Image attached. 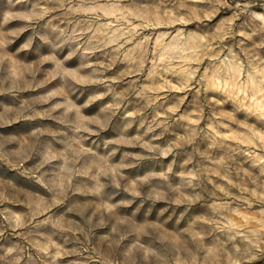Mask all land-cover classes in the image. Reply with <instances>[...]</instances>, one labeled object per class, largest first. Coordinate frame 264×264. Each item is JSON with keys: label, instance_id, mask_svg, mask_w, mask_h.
I'll use <instances>...</instances> for the list:
<instances>
[{"label": "rangeland", "instance_id": "obj_1", "mask_svg": "<svg viewBox=\"0 0 264 264\" xmlns=\"http://www.w3.org/2000/svg\"><path fill=\"white\" fill-rule=\"evenodd\" d=\"M0 264H264V0H0Z\"/></svg>", "mask_w": 264, "mask_h": 264}]
</instances>
